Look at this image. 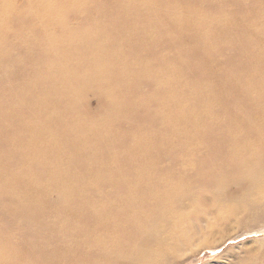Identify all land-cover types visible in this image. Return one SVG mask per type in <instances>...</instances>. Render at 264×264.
Listing matches in <instances>:
<instances>
[{
    "label": "bare ground",
    "instance_id": "1",
    "mask_svg": "<svg viewBox=\"0 0 264 264\" xmlns=\"http://www.w3.org/2000/svg\"><path fill=\"white\" fill-rule=\"evenodd\" d=\"M16 1L0 0V158L20 153L0 212L39 241L0 229V264H169L199 232L181 212L225 189L260 220L264 0Z\"/></svg>",
    "mask_w": 264,
    "mask_h": 264
},
{
    "label": "rangeland",
    "instance_id": "2",
    "mask_svg": "<svg viewBox=\"0 0 264 264\" xmlns=\"http://www.w3.org/2000/svg\"><path fill=\"white\" fill-rule=\"evenodd\" d=\"M20 1L21 0H17L16 3L19 4L21 3ZM12 67L13 65L9 64V67L7 65L3 68L4 71H8ZM7 73L5 76H3L0 86H4L7 83ZM32 84L35 86V88L38 87L37 83L33 82ZM105 102V106L102 102H96L95 96L91 93L87 95L85 99L87 107L92 109L94 114L95 111H97L95 115H98L96 117H102L103 114L104 116H108L110 112L109 101L106 100ZM7 104H9V102H7ZM103 107L104 109L107 108L109 111L104 110ZM104 111H107V114ZM19 154L20 153L13 152L12 155H6L5 157L0 158V163L6 164L8 167H12V163L15 162L13 157L19 156ZM26 169L28 170L25 171L24 174L31 171L30 169H32L31 172L36 173V168L32 167V161L28 163V168ZM9 170H7L6 173H8ZM18 174L19 173L16 172L13 177L17 176ZM19 191H21L20 188ZM234 194L235 193L233 190L229 191L228 189H225L223 193H220V195L216 197L209 196L207 204L196 203L195 205L186 208L183 212H181L182 215L184 214V220L195 226H198L199 232L197 235H194L193 238L187 243L182 245L181 249L176 254H174L172 260L173 263H170L264 264V215L260 218V220L255 218L248 219L245 215V209L242 208L237 202L235 196H233ZM232 197L235 198V200ZM60 208L61 211L64 210L62 211L63 214L68 212L67 207ZM3 215H5V217ZM3 215L0 212V229L2 231L12 233L16 237L19 236L22 231V233H26L28 238L32 236L30 240L34 241H31V244L39 241L38 238H35V236H33L31 233L28 235L27 231L33 229L35 224L34 220L29 216L26 214L23 216L24 213H21L22 216L18 217L19 221H17V224L15 226L10 225V227H8L9 224L7 225V223H12L10 220L11 215L9 214L10 217H7L6 214ZM12 215L14 219H17L16 215ZM53 242L54 241H50L49 243L52 244ZM31 244L30 246H27V248L26 246L23 247L24 252L28 250V253H25L30 254L32 251L34 254L41 253V251L39 252L40 249L38 248V245L33 246ZM13 253L14 250H10L11 257L13 256ZM170 258H168L166 261L169 262ZM47 263L48 262L46 261L40 262V264ZM17 264H20L19 260L17 261Z\"/></svg>",
    "mask_w": 264,
    "mask_h": 264
}]
</instances>
